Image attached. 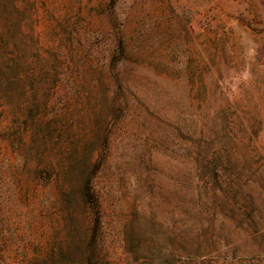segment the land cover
<instances>
[{"label":"rangeland","instance_id":"obj_1","mask_svg":"<svg viewBox=\"0 0 264 264\" xmlns=\"http://www.w3.org/2000/svg\"><path fill=\"white\" fill-rule=\"evenodd\" d=\"M0 264H264V0H0Z\"/></svg>","mask_w":264,"mask_h":264},{"label":"trees","instance_id":"obj_2","mask_svg":"<svg viewBox=\"0 0 264 264\" xmlns=\"http://www.w3.org/2000/svg\"><path fill=\"white\" fill-rule=\"evenodd\" d=\"M124 43H121V52H124ZM90 192H89V188H88V185L86 184L85 186V195H88Z\"/></svg>","mask_w":264,"mask_h":264}]
</instances>
